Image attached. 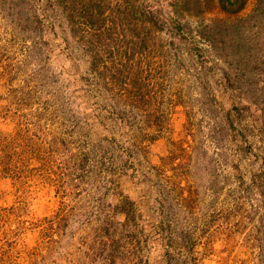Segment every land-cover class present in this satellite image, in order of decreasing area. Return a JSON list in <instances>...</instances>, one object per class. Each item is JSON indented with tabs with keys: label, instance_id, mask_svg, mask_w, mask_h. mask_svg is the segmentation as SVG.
<instances>
[{
	"label": "rangeland",
	"instance_id": "374dc122",
	"mask_svg": "<svg viewBox=\"0 0 264 264\" xmlns=\"http://www.w3.org/2000/svg\"><path fill=\"white\" fill-rule=\"evenodd\" d=\"M199 1L205 12L187 0L176 18L187 40L176 61V44L154 35L140 61L148 97L132 107L69 30V5L82 1L0 0V134L14 166L0 175V264H91L89 227L123 197L140 216L125 260L264 264V33L235 25L255 0L237 15ZM79 161L66 201L59 180ZM57 214L68 217L61 230L59 218L50 228Z\"/></svg>",
	"mask_w": 264,
	"mask_h": 264
},
{
	"label": "trees",
	"instance_id": "16d2710c",
	"mask_svg": "<svg viewBox=\"0 0 264 264\" xmlns=\"http://www.w3.org/2000/svg\"><path fill=\"white\" fill-rule=\"evenodd\" d=\"M80 1H82L80 6L73 2L69 5V9L64 7L65 3L62 5L69 11V30L74 38L79 37L78 40L84 47L89 60L90 71L98 73L103 83L114 86L132 107H138L148 97L141 79L140 61L143 55L149 53L152 47L150 43L156 39L157 35H163L169 45L176 44L174 61L178 59V45L187 47L186 38L180 36V23L176 21L179 11L186 9L187 0H106L104 8L99 0H94L93 4H88V0H86L87 3L84 2L85 0ZM206 1L214 2V6L226 15H237L247 2V0H205L203 2L206 4ZM202 5L204 4L196 0L194 9L198 11L197 14L206 11L205 7L201 8ZM235 25L242 30L246 27L264 33V0H255L251 11L245 17L238 19ZM205 28L211 32V36L215 33L220 35L223 30L217 25ZM76 32L81 35L76 36ZM225 33L227 34V30ZM236 33L239 32L236 31ZM220 36L222 37L221 42L229 43V37L227 38L223 33ZM213 42L211 38V43ZM151 113L153 112L147 114L148 117ZM26 131H33L36 134L34 127L26 126ZM23 137L26 140L25 144L31 141L26 133ZM12 142L9 136L0 134V145H3L0 147V175L2 177L10 175L14 169V166L10 164ZM21 146L24 149L26 145ZM78 163L73 167L67 166L59 180V186L64 193L62 196L66 201H71L73 194L78 191L80 180L78 172L83 169V164L80 161ZM114 206L116 209L113 211L112 218H105V221L96 227L90 226V239L87 237L84 239V245H88L87 241H90L89 244H96V246L86 247L87 250L84 252L85 255L93 257L91 264H135L124 258L125 247L129 243H125L123 237L129 222L135 221L140 216L133 202L127 197L117 199ZM57 218L59 220L56 221V227L61 230L66 226L68 217L55 215L51 219L50 228L54 219ZM108 221H110V227L107 226ZM111 228L112 231L117 230V238L109 234ZM59 243H62L60 239ZM67 246L70 248V244ZM46 249L44 258H50L52 248L49 245Z\"/></svg>",
	"mask_w": 264,
	"mask_h": 264
}]
</instances>
